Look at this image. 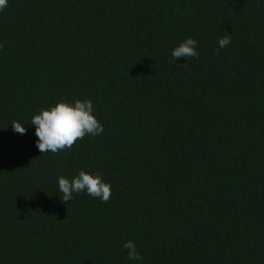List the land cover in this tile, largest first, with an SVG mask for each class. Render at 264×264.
Returning a JSON list of instances; mask_svg holds the SVG:
<instances>
[{"label": "trees", "instance_id": "1", "mask_svg": "<svg viewBox=\"0 0 264 264\" xmlns=\"http://www.w3.org/2000/svg\"><path fill=\"white\" fill-rule=\"evenodd\" d=\"M0 44V264H264V0H8ZM62 99L104 131L41 153Z\"/></svg>", "mask_w": 264, "mask_h": 264}, {"label": "clouds", "instance_id": "2", "mask_svg": "<svg viewBox=\"0 0 264 264\" xmlns=\"http://www.w3.org/2000/svg\"><path fill=\"white\" fill-rule=\"evenodd\" d=\"M8 6V0H0V11ZM231 43V36L225 35L218 41L217 54L219 49L227 47ZM197 41L191 37L186 38L172 51L174 61L177 58L196 57ZM3 44H0V49ZM94 107L91 100H75L68 102L62 99L55 106L42 110L34 115L31 124L35 125V134L38 137L36 147L41 153H57L70 149L78 139L85 135L97 136L103 133V125L93 115ZM13 130L19 134H25L26 129L20 122L11 123ZM59 192L62 193V201L66 205L73 199L74 193L86 191L88 195L98 198L101 202H107L111 198V184L106 183L100 173L89 174L83 170L71 180L60 176L58 178ZM127 250V257L130 260H141L142 256L137 251L136 244L128 240L123 244Z\"/></svg>", "mask_w": 264, "mask_h": 264}]
</instances>
